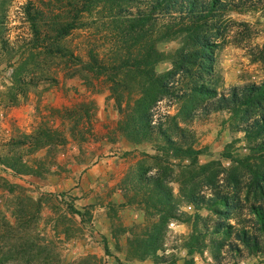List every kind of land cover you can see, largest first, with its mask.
I'll use <instances>...</instances> for the list:
<instances>
[{
	"label": "rangeland",
	"instance_id": "rangeland-1",
	"mask_svg": "<svg viewBox=\"0 0 264 264\" xmlns=\"http://www.w3.org/2000/svg\"><path fill=\"white\" fill-rule=\"evenodd\" d=\"M60 1L0 0V157L20 156L25 164L42 173L21 175L0 163V212L13 226V232L1 228L0 248L5 252L0 258L7 256L9 247L12 249L6 264H161L154 259L141 260L137 250L138 241L158 221L156 215L145 212L140 197L135 199L133 186L140 174L166 173L176 195L181 183L193 178L206 195L222 191L244 207L264 204L250 169L240 163L249 160L252 169L263 172L264 164L260 158H253L259 156L252 151L255 144L239 131L240 122L233 112L204 113L199 109L191 122L178 119L200 153L196 166L189 159L166 154L159 138L135 145L119 131L123 115L111 92L116 71L113 67L139 57V48L149 43H155L156 50L165 54L181 49L182 37L156 42L160 32L179 17L177 13L154 15L149 38L139 47L134 33L128 32V22L147 14L152 0L123 6L103 1L84 13L83 26L61 41L74 56L63 59L48 55L42 42L39 49L33 50L34 35L27 15L31 7L45 14V20L57 17L61 23L71 19L66 12L70 0ZM224 2L227 10L212 31L216 64L208 80L219 94L264 82V0ZM119 7L125 10L120 12ZM90 53L110 67L108 74L79 73L89 62ZM171 69V62L166 61L155 71L161 75ZM176 86L183 88L181 83ZM138 98L139 93L131 100L124 93L123 108L133 109ZM184 101L161 99L151 111L154 125L171 127L170 120L179 115ZM41 130L50 131L56 142L42 148L35 144L15 146L14 141L26 135L32 142ZM174 139L180 141L178 136ZM214 172H219L216 188L205 184V176ZM69 204L83 217L73 214ZM182 211L193 217L197 213L192 205H184ZM198 214L210 227L219 220L207 209ZM244 214L250 217L247 210ZM230 223L236 225L233 220ZM192 234L191 224H169L164 250L158 252L159 257L166 258L164 264H185L186 243ZM261 239L264 245V236ZM235 242L232 237L227 245ZM235 255L226 247L219 262L206 248L194 259L197 264H264V251L251 255L243 250L240 256Z\"/></svg>",
	"mask_w": 264,
	"mask_h": 264
},
{
	"label": "trees",
	"instance_id": "trees-1",
	"mask_svg": "<svg viewBox=\"0 0 264 264\" xmlns=\"http://www.w3.org/2000/svg\"><path fill=\"white\" fill-rule=\"evenodd\" d=\"M103 1L106 2L105 4L111 2L117 6H123L140 0H70V9L67 8L66 12L71 15V19L61 23L57 17L45 20V14L28 7L27 15L34 35L33 50L39 49V44L42 42V49L44 48L48 55L74 59V56L63 47L61 41L73 30L83 26L81 20L84 13L90 12L92 7ZM57 2L61 3L60 0ZM142 2L143 0L140 1ZM150 4L152 7L147 14H142L128 22L130 26L128 32L134 33L133 39L137 43L136 46L140 47V44L149 38L151 31L149 26L152 24L154 15L159 13L170 16L177 13L179 17H174L172 24L167 25L164 32H160L156 42L182 37L183 47L175 54H165L156 50L155 43H149L146 46L143 45L144 47L141 46L143 50L139 48V57L129 58L119 67H113L116 71L112 75L111 92L117 97L118 110L123 115L119 131L135 145L159 138L164 142L162 150L166 154L172 153L177 159H189L191 164L196 166L200 153L192 146L187 129L179 125L178 119L180 118L184 123L191 122L199 109H202L204 113L229 111L233 112L236 120L239 119L240 125H237L239 131L244 133L248 141L255 144L252 151L259 156L252 157L256 160L260 158L261 163L264 164V82L260 85L247 84L233 87L228 94H219L217 89L208 83L209 78L215 73L216 64V46L211 39L212 31L218 27L215 22L223 17L228 4L224 0H152ZM119 9L120 12L125 10L122 7ZM53 34H55L54 37ZM166 61L171 62L172 69L157 75L156 66ZM80 72L102 76L110 72V67L95 53H90L89 62L82 65ZM121 77L124 79L118 81ZM16 81L18 80L15 79ZM187 81L189 82L185 83ZM178 83L183 84V88L177 87ZM124 93L129 95L130 100L133 94L139 93L133 109L130 106L129 110L123 108ZM165 97L185 100L179 115L171 118L172 126L168 128H164L163 125H154L151 112L153 106ZM205 100H210V103L204 105ZM174 136L180 137V141L174 139ZM30 139L31 136L26 135L14 141V144L20 148L28 144H35L38 148H42L56 142L54 135L48 130L38 132L32 142ZM0 163L21 175H42L40 171L25 164L20 156L0 157ZM240 164L250 169L253 185L264 199V172L252 169L249 160ZM218 174L219 172L207 174L206 186L216 188L215 180ZM235 181L238 182V179ZM170 183L166 173L140 174L136 178L133 186L136 192L135 199L140 197L145 212L158 217V221L137 243L141 260L154 259L161 264L166 262V258L159 257L158 252L164 250L165 232L172 221L191 224L193 227V234L186 243L188 259L185 264H197L194 255L202 254L206 248L211 250L214 259L219 262L222 250L226 247L230 253L239 256L243 250H247L251 255L264 251L261 239L264 236L263 203H253L244 207L235 197L222 191L206 195L199 182L193 178L182 182L179 193L176 195ZM135 199L133 202L136 201ZM184 205H192L196 209L197 213L194 217L182 211ZM68 208L73 214L83 217L82 212L73 204H69ZM202 209L210 210L219 216V220L212 227L208 226L207 220L198 214ZM245 210L250 217L244 214ZM1 215L0 212V217ZM0 220L4 222V225L0 226V235L2 229L13 232V226L8 223L5 215H2ZM230 220L235 221L236 225H232ZM232 237L236 242L227 245ZM11 250L9 247L7 256L0 258V264H6L7 260H10ZM105 250L109 252L106 241ZM4 252L5 250L0 248V256ZM171 264H175V261H171Z\"/></svg>",
	"mask_w": 264,
	"mask_h": 264
}]
</instances>
